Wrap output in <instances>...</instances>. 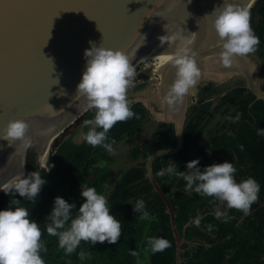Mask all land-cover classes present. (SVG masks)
I'll return each instance as SVG.
<instances>
[{"label":"trees","instance_id":"1","mask_svg":"<svg viewBox=\"0 0 264 264\" xmlns=\"http://www.w3.org/2000/svg\"><path fill=\"white\" fill-rule=\"evenodd\" d=\"M250 11L251 26L259 37L255 53L261 59L264 78V0L251 7ZM217 91L218 87L209 84L198 92L197 101L190 105L186 113L182 148L174 154L157 156L152 163L153 173L173 206L180 234H183V226L189 219L197 213L202 215L199 227L192 222L186 227L181 264H264V135L257 134V127L264 128V99H255L242 82L213 97L212 94ZM131 107L136 115L113 125L107 134L109 143L142 132L150 113L141 102H133ZM237 112L241 113L239 121L234 123L227 119ZM93 116L94 109L89 108L54 139V151L51 149L46 162L50 170L45 171V167L36 164L34 153L30 155L28 173L37 169L48 181L42 186L35 203L19 193H13L29 208L30 217L41 224V239L46 242L47 248L41 255L46 264H175V240L169 215L145 169L146 157L151 152L175 144L173 124L157 121L149 138L135 143L128 151L129 160L137 163L120 169L110 185L113 157L108 149L93 147L83 139L76 142L72 138L78 125L82 126V132L87 131L83 121ZM229 130L233 134L229 135ZM204 132L206 136L201 139ZM240 145L244 146L243 149ZM195 155L199 158L201 170L213 162L228 160L237 168L234 174L237 181L252 176L259 182L258 199L251 205L250 214L236 208L226 209L224 202L213 197L186 192V181L180 177L157 175L169 159L183 170L186 162L194 159ZM81 184L95 186L107 196L110 211L121 220L122 233L114 243L104 241L92 244L82 240L76 251L66 254L58 246V238L46 232L44 223L57 195L75 202L76 208H79L85 199L81 195ZM138 198L146 201L150 218L141 219L139 212L134 211L133 203ZM10 199V195L1 191L0 209L8 207ZM216 207L226 209L230 219L216 218L213 215ZM76 211L72 210L73 215ZM209 223L214 225L210 231L206 228ZM149 236H163L171 246L153 253L147 244ZM131 250L138 255L133 256ZM80 251L87 254L84 260L78 256Z\"/></svg>","mask_w":264,"mask_h":264},{"label":"water","instance_id":"2","mask_svg":"<svg viewBox=\"0 0 264 264\" xmlns=\"http://www.w3.org/2000/svg\"><path fill=\"white\" fill-rule=\"evenodd\" d=\"M251 1L235 0L249 8L260 0L250 4ZM189 2L0 0V131L10 119L22 118L30 124L25 139L9 142L0 138V192L22 172L28 174L32 153L36 164L44 166L42 159L51 139L89 109L84 96L74 99L85 67L84 49L91 46L89 41L124 49L133 64L166 51L175 52L186 42L182 47L194 51L201 69L197 85L190 88L180 102L169 105L165 101L168 87L175 78L173 55L158 72L156 90L150 98L156 107L145 98L132 100L141 102L158 122L173 124L175 144L151 152L146 157L145 169L166 207L175 240V264H181L184 233L192 218L184 224L183 234H180L173 206L153 173V160L182 148L191 91H197L204 82L221 84L240 79L255 99H264L263 67L255 51L246 56H234L229 66L220 60L223 41L212 27L213 16L204 17L222 0ZM161 35L168 41L161 43Z\"/></svg>","mask_w":264,"mask_h":264},{"label":"clouds","instance_id":"3","mask_svg":"<svg viewBox=\"0 0 264 264\" xmlns=\"http://www.w3.org/2000/svg\"><path fill=\"white\" fill-rule=\"evenodd\" d=\"M207 15L213 16L212 27L223 41L220 52L223 65H231L234 56H246L255 51L259 37L251 26V11L248 6L235 0H222L204 19ZM50 29L48 38L51 35ZM160 41L163 43L168 39L161 35ZM89 44L91 46L84 49L86 62L74 99L84 96L87 107L94 109V116L83 121L87 131L80 135L93 147L103 146L112 151V144L108 142L109 130L117 121L136 115L131 107L133 101L128 96L129 86L136 76L135 65L124 49L108 47L103 43L97 45L94 41H89ZM194 57V51L188 47L175 49L171 58L175 78L164 97L169 105L180 102L189 89L197 85L201 69ZM240 117L241 113L237 112L227 119L235 123ZM29 127L30 124L25 119H10L0 131V138L9 142L25 139ZM228 134L233 133L229 130ZM257 134L264 135V128L257 127ZM243 147L240 145L241 149ZM236 171L235 165L228 160L213 162L201 170L199 158H194L187 161L181 170L174 160L169 159L166 167L161 168L157 175L180 177L186 181V192L194 191L201 196L213 197L214 200L224 202L226 209L236 208L244 214H250L251 205L258 199L260 184L252 176L237 181L234 175ZM47 182L41 171L36 169L27 175L22 172L12 184L2 188L11 199L8 207L0 209V264H46L41 255L47 250L46 242L41 239V224L30 217L29 208L13 193H19L21 197L35 203L42 186ZM81 195L85 199L79 208H76L75 202H69L61 195L55 196L44 223L46 232L58 238V246L66 254L76 251L82 240L92 244L104 241L114 243L122 233L121 220L110 211L108 198L103 192L98 191L95 186L81 184ZM73 209L77 210L75 215ZM133 209L139 212L141 219L150 218L143 198H138L133 203ZM226 209L216 207L213 215L227 221L230 217ZM201 220L202 215L197 213L191 222L199 227ZM213 227L210 223L206 225L209 231ZM147 244L153 253L171 246L170 241L163 236H149ZM131 254L138 255L135 250H131ZM86 255L84 251L78 253L81 260Z\"/></svg>","mask_w":264,"mask_h":264},{"label":"rangeland","instance_id":"4","mask_svg":"<svg viewBox=\"0 0 264 264\" xmlns=\"http://www.w3.org/2000/svg\"><path fill=\"white\" fill-rule=\"evenodd\" d=\"M143 66V67H142ZM151 68L144 64H141L139 67L135 69L136 76L133 78L132 84L129 86L128 89V96L129 99L133 100L137 97L148 99L150 104L155 106V102L152 101L151 95L156 90V81L159 79V74L152 72ZM196 89L194 91H191V97L189 101L194 99L193 96H196ZM218 118V117H217ZM216 119V118H215ZM157 120L154 116L150 115L149 120L144 124L143 130L141 133L136 134L134 136H124L121 140L111 142L112 144V151H109L111 156L113 157V161L110 164V170H111V179H110V185L114 183L115 177L117 172L120 169H126L132 165H135L137 161H131L128 158V151L129 149L135 144V143H141L144 140L148 139ZM82 132V126L78 125L74 129V133L72 135V138L74 141L80 142L83 138L80 135ZM206 136V133L204 132L201 135V139H204ZM194 158H198L196 155ZM47 164V163H45Z\"/></svg>","mask_w":264,"mask_h":264},{"label":"bare ground","instance_id":"5","mask_svg":"<svg viewBox=\"0 0 264 264\" xmlns=\"http://www.w3.org/2000/svg\"><path fill=\"white\" fill-rule=\"evenodd\" d=\"M252 2H254V0H252L250 4H252ZM185 43L181 44L180 47H182ZM173 55H174V52L166 51V52L160 53L158 55H155V56H152V57H149V58H145V59H143L141 61H138L136 64H134L135 65V69L137 67H139L141 64H144L146 66V68L147 67L149 69L151 68L152 72H155L157 74L159 72V70L161 69L162 65L164 64V62L166 60H168L169 58H171ZM54 139L55 138L51 139V141L49 142L48 147H47V151H46L45 155L43 156L42 163L44 165H45V162L49 161V157H50V154H51V149H52V144L54 142Z\"/></svg>","mask_w":264,"mask_h":264},{"label":"flooded vegetation","instance_id":"6","mask_svg":"<svg viewBox=\"0 0 264 264\" xmlns=\"http://www.w3.org/2000/svg\"><path fill=\"white\" fill-rule=\"evenodd\" d=\"M239 82H242V81L240 79H231V80L226 81V82L221 83V84H217V83L211 82V81L204 82L197 89L196 96H193L194 99L191 100L190 105L197 101V99H198V92L200 90H202L204 87L208 86L209 84H213L214 86H216V87L219 88V91H217L215 94H212L213 97H216L217 95L221 94L222 92L227 91L228 89L235 87ZM242 84H243V82H242ZM190 105L188 106V108L190 107Z\"/></svg>","mask_w":264,"mask_h":264},{"label":"built area","instance_id":"7","mask_svg":"<svg viewBox=\"0 0 264 264\" xmlns=\"http://www.w3.org/2000/svg\"><path fill=\"white\" fill-rule=\"evenodd\" d=\"M43 167L48 168L47 164H45Z\"/></svg>","mask_w":264,"mask_h":264}]
</instances>
